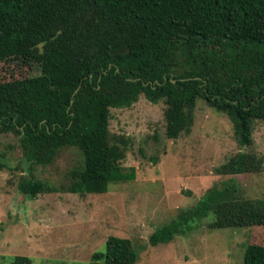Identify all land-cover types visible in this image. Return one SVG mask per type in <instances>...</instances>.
<instances>
[{
  "label": "trees",
  "instance_id": "trees-1",
  "mask_svg": "<svg viewBox=\"0 0 264 264\" xmlns=\"http://www.w3.org/2000/svg\"><path fill=\"white\" fill-rule=\"evenodd\" d=\"M0 73V134L19 139L18 164L30 171L63 149L78 155L60 186L22 174L18 190L31 198L104 193L128 174L122 161L132 142L111 135V108L130 107L142 94L165 101L169 138L191 131L203 98L229 116L241 146L253 144L254 123L264 121V0H0ZM3 156L1 167L9 164ZM263 169V157L247 150L216 167L220 174ZM210 214L213 229H263L264 196L249 198L226 180L149 242L169 243ZM138 261L133 239L110 235L88 264ZM32 263L16 255L10 264ZM244 264H264V240L248 243Z\"/></svg>",
  "mask_w": 264,
  "mask_h": 264
},
{
  "label": "rangeland",
  "instance_id": "rangeland-1",
  "mask_svg": "<svg viewBox=\"0 0 264 264\" xmlns=\"http://www.w3.org/2000/svg\"><path fill=\"white\" fill-rule=\"evenodd\" d=\"M15 68L17 74L29 69ZM165 108L164 100L152 102L144 94L130 107L111 108V135L132 142L122 161L128 174L104 193L57 191L31 198L20 192L22 174L60 186L78 155L66 148L53 163L28 171L18 164L19 139L0 134V154L5 153L9 163L0 166V264H10L16 255L32 257V264H88L94 251L105 249L110 235L133 239L139 254L136 264H244L248 243L263 241L264 228L213 229L210 214L169 243L152 245L149 237L181 208L195 205L208 189L226 180L249 198L264 196V169L244 174L216 171L240 150L264 159V121H255L254 142L243 147L229 116L201 98L191 131L173 139L166 134Z\"/></svg>",
  "mask_w": 264,
  "mask_h": 264
}]
</instances>
